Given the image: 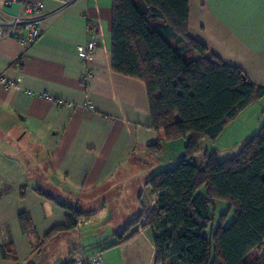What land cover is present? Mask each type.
<instances>
[{
    "label": "crops",
    "instance_id": "crops-1",
    "mask_svg": "<svg viewBox=\"0 0 264 264\" xmlns=\"http://www.w3.org/2000/svg\"><path fill=\"white\" fill-rule=\"evenodd\" d=\"M61 7L62 0H46L40 37L33 44L0 41V77L16 84L10 90L0 84V264H47V249L67 233L53 236L39 251L37 244L65 224L70 209L87 212L85 203L112 186L132 157L149 156L148 147L159 140L144 83L112 70L113 1L77 0L64 11ZM189 11L190 35L264 87V0H189ZM19 12V6L6 7L0 0V19L12 21ZM93 39L97 49L86 62ZM88 71L93 78L86 84ZM176 145L163 151L177 152L180 160L183 143ZM197 158L193 162L202 164ZM145 187L152 203L141 198L138 215L156 202ZM23 214L34 232H24ZM143 223L130 241L103 245L107 259L102 264H154L152 235ZM140 241L150 251L145 259ZM83 257L92 256L69 254L54 264ZM261 262L263 250L246 258L247 264Z\"/></svg>",
    "mask_w": 264,
    "mask_h": 264
},
{
    "label": "trees",
    "instance_id": "trees-1",
    "mask_svg": "<svg viewBox=\"0 0 264 264\" xmlns=\"http://www.w3.org/2000/svg\"><path fill=\"white\" fill-rule=\"evenodd\" d=\"M112 1V70L146 86L151 128L159 135L148 152L157 155L181 142L183 157L147 180L154 207L144 208L111 247L138 236L137 229L127 232L144 222L154 264H247L254 250L264 251V124L234 157L221 161L217 151H206L202 164L193 160L202 141L217 142L231 121L264 97V87L190 35L189 0ZM81 216L70 209L65 224L45 240L76 230ZM20 217L24 232H34L30 217Z\"/></svg>",
    "mask_w": 264,
    "mask_h": 264
},
{
    "label": "rangeland",
    "instance_id": "rangeland-1",
    "mask_svg": "<svg viewBox=\"0 0 264 264\" xmlns=\"http://www.w3.org/2000/svg\"><path fill=\"white\" fill-rule=\"evenodd\" d=\"M263 124L264 98H261L252 102L235 120L231 121L217 142L214 143L205 139L200 145L203 154H199V158L196 160L198 162L204 160L206 151H219L221 161L234 157L240 151L243 141L248 139L249 135V137L256 135ZM178 156L177 152L170 150L168 153H164L162 150L157 155L132 157L125 173L116 179L112 186L106 187L88 203H85L88 206V211L82 212L77 231L64 232L67 233H63L66 236L51 243L50 248L47 249L48 255L45 263L47 261V264H54V261L56 263L60 260H66L69 254L74 258L82 254L85 256L101 254L106 261L107 250L100 248L103 245L109 247L111 244L118 243L117 234L123 233L126 230L125 227L138 217L141 198L145 204L152 203V197L145 186H147V180L150 178L154 167L160 164L161 166L158 168L160 170L162 166L164 167L163 170L173 168L177 165L175 163L178 161ZM220 205L216 202V209L214 210L216 213L222 210ZM216 213H214V217L217 218ZM138 227L131 229L127 235L134 232ZM61 234L57 233L55 236L58 237ZM48 242L49 240L44 239L43 244L38 243L35 251L42 249L44 244ZM139 244L143 246L142 255L145 259L149 255V248L145 246L143 241H140Z\"/></svg>",
    "mask_w": 264,
    "mask_h": 264
},
{
    "label": "built area",
    "instance_id": "built-area-1",
    "mask_svg": "<svg viewBox=\"0 0 264 264\" xmlns=\"http://www.w3.org/2000/svg\"><path fill=\"white\" fill-rule=\"evenodd\" d=\"M75 1L77 0H62L60 11L66 10ZM3 2L6 7L19 6L20 12L14 16L12 21L0 19V41L15 39L24 46H29L38 40L40 37V24L44 15L46 0H39L36 3H23L18 0H3ZM90 30L93 32V27H90ZM95 39L88 42L85 57L86 62H90L96 52L97 42ZM92 78V73L88 71L84 78V82L89 84ZM0 84L6 90H10L16 86V84L9 82L4 77H0ZM48 98V96H44V99ZM86 107L93 109L89 104H87ZM103 261L102 255L98 254L92 257H83L74 261L72 264H102Z\"/></svg>",
    "mask_w": 264,
    "mask_h": 264
}]
</instances>
